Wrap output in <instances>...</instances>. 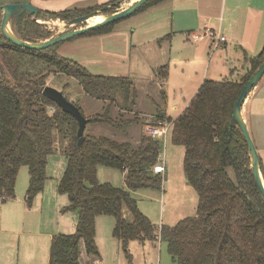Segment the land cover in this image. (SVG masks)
Instances as JSON below:
<instances>
[{"label":"trees","instance_id":"1","mask_svg":"<svg viewBox=\"0 0 264 264\" xmlns=\"http://www.w3.org/2000/svg\"><path fill=\"white\" fill-rule=\"evenodd\" d=\"M163 1L147 0L139 9ZM107 4L85 9L38 10L36 17L68 20L97 9L116 12ZM27 13L13 21L16 35L30 42L48 38L49 33ZM2 16L0 12V200L15 197L18 171L26 166L25 201L31 206L44 188L48 156L59 149L66 157V165L57 190L69 200L62 210L77 214L73 232L52 236L48 264H78L80 243L88 254H97L98 215L114 218L112 235L129 260L130 241L159 240L166 242L167 252L177 264H264V196L256 184L242 131L236 123L231 125L240 92L264 61V45L259 53L248 58L239 78L204 79L178 117H167L164 107L158 106L148 119L151 125L170 122L168 139L183 147V173L198 198L194 214L180 218L170 227H157L138 209L133 192L163 190L164 175L153 170L162 154L163 140L142 131L138 144L132 145L84 133L79 145L77 120L42 94L49 76L65 74L77 79L87 95L128 109L127 103L136 105L133 80L123 75L90 72L77 61L60 55L56 51L59 42L41 49L15 44L1 33ZM112 24L87 33H108ZM66 86L67 83L61 91L68 99L64 93ZM109 110L108 104L101 114L85 117L88 122L106 124L125 134L138 119L134 112L133 117L126 119L120 115L112 117ZM145 124L142 122L141 127ZM99 166L118 169L125 187L100 182ZM124 206L132 215L129 222L123 218Z\"/></svg>","mask_w":264,"mask_h":264},{"label":"rangeland","instance_id":"2","mask_svg":"<svg viewBox=\"0 0 264 264\" xmlns=\"http://www.w3.org/2000/svg\"><path fill=\"white\" fill-rule=\"evenodd\" d=\"M10 1L11 2H8V0H0V2H6L3 4L28 3L38 10L45 11H61L74 8L85 9L97 5H105L106 3H108L107 7L109 9L112 8V10L118 11L127 7L132 2V0ZM154 9V6H146L132 13L128 17L115 21L111 26V31L108 33L90 34L86 32L77 34L59 42L56 51L60 55L77 61L94 74L128 76L131 80H133L136 90L137 96L135 105L136 107L134 106L135 109L128 103L126 104V106H129L128 109L124 108V106L121 109L117 108L114 103H109L108 100L104 101L87 95L83 92L78 80L73 77L67 76L65 74H53L49 76L47 79V85H50L58 90H62L64 84L67 83L68 86L64 87V93L71 102H74L81 108L84 116L101 114L105 111V107L108 104L110 108L109 114L112 117H118L120 115V117L126 119L133 117L134 111H140L141 115L138 116V119L128 127L127 134L109 125L92 122H87L84 130L85 134L108 136L120 141H128L132 145H136L139 142L142 122L151 118L150 116L147 117V114L154 113L158 105L163 107L165 102L161 97L162 95L159 85L156 81H154L151 71L153 62H156L155 55H158V57L162 59L161 56L163 55V50H158L159 41L162 42V47L164 48L167 44V40L165 39L158 41L157 39L159 35L154 36L156 32L155 19H157V12H155ZM93 12H95L93 17L87 19L83 23H78L75 25H68V23H66L67 20H62L60 18L47 17L46 19H42L37 18L34 14H27L31 15V20L40 24L42 30L49 33L48 38H50L72 28H81L90 25V23H93L94 21H101L103 19V15L110 14L103 12L101 9L94 10ZM168 18L164 19L163 21L167 23ZM180 37L181 36H179V38ZM48 38L35 39V41L40 42ZM177 41L178 38L176 37L174 48L176 51L178 50ZM188 43L190 45H195L190 41H188ZM189 55H191V53H189ZM222 55H224V49L221 47L218 49L206 48L203 55V60L199 62V65L204 66L205 62V67L210 66V68H213ZM247 65L248 62L245 67ZM244 71L245 68L243 67V70L239 74L238 78L244 73ZM208 76H210L209 78L214 79L235 78V76H228L227 74L220 76L216 75L213 77V75L209 73ZM165 88L166 87L164 85V91H166ZM56 144H58L57 141ZM176 147L179 146L171 144L169 139H166L162 148V154L166 162V171L163 173V189H165V192H168L169 194L177 187L178 193L173 195V197L178 200L174 203V206L168 203L170 196L166 195L164 197L162 191L140 189L133 193V196L137 200L138 209L144 213L157 227H160V225L170 227L172 226L171 224H173L171 222L177 217L180 218L184 215L194 214L193 210L198 199L197 194H195L196 192L186 182V178L182 169V156ZM65 165L66 157L59 149H57L55 153L48 156L46 165V188L44 190L45 194H43L44 198L40 206H38V204H34V208L31 210V213H33L35 216L34 224H40L46 220L48 221L49 219L53 220L58 217L59 214L61 215L60 212L65 213L64 215L68 217L75 213V211L72 210H62L66 205H68L69 200L65 194H61L57 190V184L64 171ZM97 179L100 182H109L116 187H125L123 174L115 168L99 166L97 168ZM27 180V167L21 166L18 171L15 184L14 202L17 204L22 203L23 199L25 198V192L28 185ZM181 181H183V183H180ZM182 185H187L189 192L186 195L183 192H180ZM194 194L196 195V198H194ZM181 195H185L183 198L187 197L186 201H184L186 206H184L182 209L184 210V213L182 215H178L177 212H175V205L180 202L179 200ZM59 199H63L64 202L61 207H58L57 204L59 203ZM163 200L167 201L165 202V205L163 204ZM122 214L126 221L129 222L132 220V215L125 206L123 207ZM103 217H106L104 219H114L112 216L108 215H103ZM6 228L7 227H2V229ZM0 232L1 240L4 241L6 239L7 241V247L5 249H11L13 251V263H15L18 245L22 242L24 235H11L7 230H1ZM110 232L111 229L108 227V222H103L101 233L105 237H108ZM12 242L13 245H10ZM127 252L131 254V260L127 258L126 252L124 251V257L119 262V264H177L167 252L165 241H130L127 246ZM115 263L109 262L103 264Z\"/></svg>","mask_w":264,"mask_h":264},{"label":"crops","instance_id":"3","mask_svg":"<svg viewBox=\"0 0 264 264\" xmlns=\"http://www.w3.org/2000/svg\"><path fill=\"white\" fill-rule=\"evenodd\" d=\"M20 1L16 0V2ZM8 2L11 1L8 0ZM3 3L6 2H0V5ZM153 6L157 12L154 36L159 35L158 41L166 39L167 44L163 48L162 42L159 41L158 50H163V55L162 59L155 55L156 62H153L151 74L154 81L158 83L161 97L164 99L165 114L171 119L178 117L186 109L204 79H214L209 78V73L213 77L225 74L238 77L243 67L245 68L248 58L259 53L264 45V0H165ZM166 18H168L167 23L163 21ZM97 22L94 21L90 25ZM192 34H201L203 38L193 40ZM220 36L225 38L224 41H218ZM176 37L178 38L177 51L174 50ZM188 41L195 45H190ZM219 47L224 49V55L220 56L213 68L205 67V62L204 66L199 65L206 48L218 49ZM162 66H166L165 69L158 71ZM164 85L166 91H164ZM134 113L141 115L140 111H134ZM154 114L155 112L148 113L147 117H153ZM241 116L252 138L264 172V74L242 103ZM149 121L146 120L145 125H151ZM142 131L144 132V127H141L140 133ZM176 148L183 157V147ZM45 188L46 185L35 196L31 206L27 205L25 198L20 204L14 202L15 197L4 202L0 200V231L7 230L11 235H24L22 242L18 245L15 263H13V251L5 249L6 239L2 241L0 238V264H48L52 236L75 230L76 212L68 217L59 211L61 215L59 214L55 219L34 224L35 216L31 210L34 204L40 206ZM162 192L164 197L170 196L168 203L174 206L178 200L173 197L178 193L177 187L169 194L165 192V189ZM180 192L186 195L189 192L187 185H182ZM195 194L194 198H196ZM185 195H181L180 202L175 205V212L178 215L184 213L182 209L186 206L184 201L187 197L183 198ZM165 202L167 201L163 200L164 205ZM63 203V199H59L58 207H61ZM193 211L195 212V208ZM104 218L106 217L103 215L95 218L97 254H88L83 243H80L78 264L109 262L119 264L123 259L124 251L120 242L112 235L114 219ZM178 218L176 219L179 220ZM174 221L171 223L174 224ZM103 222H108V227L111 229L108 237L101 233ZM2 227L7 228L2 229ZM10 245H13V242Z\"/></svg>","mask_w":264,"mask_h":264},{"label":"water","instance_id":"4","mask_svg":"<svg viewBox=\"0 0 264 264\" xmlns=\"http://www.w3.org/2000/svg\"><path fill=\"white\" fill-rule=\"evenodd\" d=\"M147 0H136L135 2L129 4L127 7L120 9L114 13H110L105 15V18L101 21L93 25H88L81 28H72L66 32H62L56 36L50 37L40 42H30L25 41L19 38L13 30L12 23L14 20H17L18 17L24 13L28 12L29 14L36 15L38 9L31 6L28 3H7L0 5V12L2 13V21H1V33L2 35L7 38L9 41L25 46L28 48L34 49H41L46 48L51 45H54L58 42L66 40L72 36L77 34L86 33L88 30L102 27L108 25L110 23H114L120 19L130 16L132 13L136 12ZM95 15V12L87 13L84 15H80L77 17H73L66 21L68 25H75L78 23H83L87 19H90ZM264 74V61L259 65V67L255 70V72L250 76L248 81L245 83L242 91L240 92L237 101L235 103L234 111L231 117V125L236 123L244 136V139L247 143L250 157H251V168L253 171V175L256 181V184L261 191L262 195L264 196V185L262 180L264 181L263 171L260 165V160L252 141V138L249 134L247 126L242 119L241 116V108L242 103L244 102L245 98L247 97L248 93L252 90L253 87L256 86L260 77ZM42 94L47 98L56 102L65 112L70 113L74 116V118L78 122V129H77V137H78V144L81 145L84 139V130L88 119L81 113L80 109L70 100H68L61 90H58L50 85H46L42 91Z\"/></svg>","mask_w":264,"mask_h":264},{"label":"built area","instance_id":"5","mask_svg":"<svg viewBox=\"0 0 264 264\" xmlns=\"http://www.w3.org/2000/svg\"><path fill=\"white\" fill-rule=\"evenodd\" d=\"M203 38V35L201 34H192L193 40H198ZM224 37L220 36L218 37V41H224ZM170 130V122H163L159 123L157 125H145L144 126V132L152 137L160 138L165 142V140L168 137ZM154 172L156 173H164L165 171V160L163 154H160L158 162L153 167ZM264 175V172H263Z\"/></svg>","mask_w":264,"mask_h":264},{"label":"bare ground","instance_id":"6","mask_svg":"<svg viewBox=\"0 0 264 264\" xmlns=\"http://www.w3.org/2000/svg\"><path fill=\"white\" fill-rule=\"evenodd\" d=\"M136 0H132V3L133 2H135ZM105 18V15H103V19ZM262 182H264L263 180H262ZM263 185H264V183H263Z\"/></svg>","mask_w":264,"mask_h":264}]
</instances>
